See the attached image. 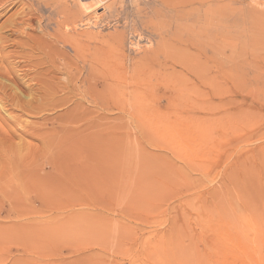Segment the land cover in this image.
I'll use <instances>...</instances> for the list:
<instances>
[{
  "label": "rangeland",
  "instance_id": "374dc122",
  "mask_svg": "<svg viewBox=\"0 0 264 264\" xmlns=\"http://www.w3.org/2000/svg\"><path fill=\"white\" fill-rule=\"evenodd\" d=\"M95 3L0 10L57 92L0 119V264H199L264 223V0Z\"/></svg>",
  "mask_w": 264,
  "mask_h": 264
},
{
  "label": "bare ground",
  "instance_id": "6f19581e",
  "mask_svg": "<svg viewBox=\"0 0 264 264\" xmlns=\"http://www.w3.org/2000/svg\"><path fill=\"white\" fill-rule=\"evenodd\" d=\"M14 1L15 0H0V10L4 9L7 3H13ZM95 1L99 5L101 3L104 4L106 2V0H95ZM79 6L83 8L82 10H85V13L89 9L86 7L84 3L80 4ZM16 15H17L16 18H13L11 20L9 19L7 24L3 27V29H7V32L5 34L0 33V61L5 60L7 62V59L9 58L3 55V49L8 43H10L9 42L10 40L9 41L7 40L9 37L19 36L21 33H23V31L26 32V30L34 31L35 28L39 27V23L36 20L34 11L23 12L22 10L21 13H17ZM6 36H8V38ZM27 39L29 38L27 37ZM10 45L16 48H19L21 46V44L16 41H11ZM10 58H12L11 55H10ZM23 58H27V57H23ZM23 61L25 62L23 63L26 65L24 66L25 69L24 68L20 70L17 69L18 71L23 73V74L21 73L22 75L21 79H19L18 77L17 79L14 76L15 72L13 73V75H12V72L10 71L0 73V119L1 120L3 119L4 123L6 122L5 125H8L7 122L10 121V119H13L14 124H15L16 122L14 119L15 117L14 118L12 117V113L14 111L19 112L20 116H22L23 114L34 112L36 110L37 112L39 110L40 111L44 109L46 110L47 107L41 105V100L43 98V95L44 96H54L57 93L55 90L56 86L53 81L54 79L53 74H52L53 77L52 76L49 77V79L51 80V83H50V80L46 81L49 84V87L52 88L47 93L45 89H48V88H45V85H44L47 83L45 81L43 83L42 80H40L41 78L40 77H39L40 79L38 78V75L36 77V72L35 70H33L34 68L32 67L33 65L29 66L28 64L27 66V63L29 61L28 62L25 60ZM22 64H21V67H23ZM36 68L37 67H35V69ZM18 71H16V73ZM30 72H32L31 76L29 75ZM7 119L8 121H6ZM19 121H17L18 125H20ZM204 123H205V120H204ZM23 127L25 126L22 125L21 129ZM7 141L9 140L4 138L2 142H7ZM245 228L247 229H244L242 227L239 228L238 230L239 233L235 231V234L237 233L238 234L235 237L233 236V238L231 237L232 238L231 240L227 238L229 240L224 241V243L220 242L221 244L222 243L223 244L218 249V252L215 255L202 258L199 264H264V223H262V225L261 224H258V225L254 224L252 226L249 225V227H245ZM241 229H243L244 231L243 230L241 231ZM169 262H170L169 260L165 259V262H161L159 264H168Z\"/></svg>",
  "mask_w": 264,
  "mask_h": 264
}]
</instances>
